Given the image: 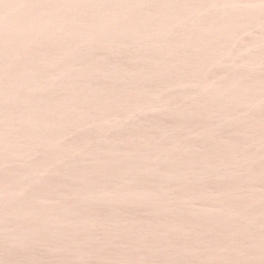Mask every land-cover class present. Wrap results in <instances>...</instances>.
I'll list each match as a JSON object with an SVG mask.
<instances>
[{"label":"rangeland","instance_id":"rangeland-1","mask_svg":"<svg viewBox=\"0 0 264 264\" xmlns=\"http://www.w3.org/2000/svg\"><path fill=\"white\" fill-rule=\"evenodd\" d=\"M0 264H264V0H0Z\"/></svg>","mask_w":264,"mask_h":264}]
</instances>
